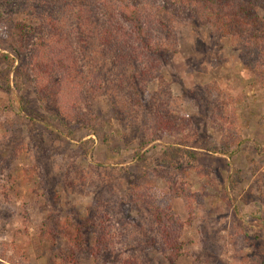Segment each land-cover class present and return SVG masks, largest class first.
Segmentation results:
<instances>
[{
  "label": "rangeland",
  "instance_id": "374dc122",
  "mask_svg": "<svg viewBox=\"0 0 264 264\" xmlns=\"http://www.w3.org/2000/svg\"><path fill=\"white\" fill-rule=\"evenodd\" d=\"M4 1L1 13L11 10L15 20L37 24L30 14H17V4L7 10ZM37 2L33 8L50 10L46 0ZM258 14L264 20V8ZM188 25L178 27L177 52L169 60L167 52L155 75L140 76L145 65L108 63L110 91L97 99L107 123L98 134L78 122L47 127L35 117L31 126L25 115L19 120L10 114L6 104L18 106L21 97L37 113L46 111L28 80L15 85L11 76V91L2 88L7 67L0 59V264H264V89L252 88L254 75L245 70L237 45L212 29ZM6 32L0 22V57L11 51ZM135 74L142 97L130 95L125 80ZM163 90L168 95L157 96ZM110 95L122 117L114 115ZM154 104L177 118L185 128L179 139L197 152V161L179 158L172 165L176 183L156 172L170 169L161 158L175 138L165 134L154 149L148 146V161L141 163L136 149L144 127L140 134L137 125L127 128L143 124ZM68 133L74 137L61 140ZM134 181L152 187L149 202L129 199L123 216L101 217L105 196L126 200ZM154 205L166 213V235ZM104 234L107 239H100Z\"/></svg>",
  "mask_w": 264,
  "mask_h": 264
},
{
  "label": "trees",
  "instance_id": "16d2710c",
  "mask_svg": "<svg viewBox=\"0 0 264 264\" xmlns=\"http://www.w3.org/2000/svg\"><path fill=\"white\" fill-rule=\"evenodd\" d=\"M25 1L5 0L3 5L9 10V6L17 4L19 10L16 13L30 14L29 20H35L37 24L19 18L15 20L11 10L10 15L0 12V22L7 26L4 39L11 48L10 52L2 53L0 59L7 67L2 88L11 91V76L15 85L28 80L46 111L45 115L37 113L24 97L19 99L18 106L9 100L6 104L9 113L19 120L25 115L31 126L35 125V117H39V121L47 127L52 122L67 127L65 123L71 121L85 124L86 129L95 134L103 131L107 121L101 118L97 110V99L108 96L110 91L108 63H113V67L145 65L147 71H139V75H155L161 61L166 60L167 52H170L168 60L171 54L177 52L178 27L185 22L189 28L212 29L221 38H227L237 45L245 70L254 75L252 88L255 91L264 89V20L258 14L259 9L264 8V0H53L50 3L46 0L50 10L42 7L41 11L40 7L33 8L40 6L37 0H28L31 6L22 9L21 4ZM84 32L88 34L86 37H83ZM2 40L0 38V42ZM83 55L85 57L82 59ZM87 59L91 64L89 66L85 62ZM139 75L125 80L127 84L129 82L130 95L142 97L144 91L137 81ZM115 88L118 89V84H115ZM159 95L168 94L163 90ZM109 97L114 115L120 116V103L115 96ZM155 106L152 112H148L143 124H127V128L128 125H137L140 134L141 126L144 127L141 128L142 136L136 149L137 153L140 152L137 161L141 163L148 161V146L154 149L155 143L165 134L175 138V142L165 146L161 158V164L170 169L156 171L158 176L173 181L172 165L179 158L197 161V152L190 145L191 142L179 139L185 128L177 118L167 108ZM138 114L139 111L136 116ZM185 123L189 124L190 121ZM67 137L73 138L74 133L62 134L60 138L63 140ZM90 143L93 141L84 142L83 146ZM103 143L110 146L111 137L104 135ZM18 147L22 148V145ZM116 170L123 173L122 168ZM108 172L113 178H119L113 171ZM151 192L149 185L140 186L134 181L126 191V200H111L105 196L104 203L107 204H103L101 217L122 215L127 211L129 199L134 203L149 202L148 193ZM152 210L157 224L166 235L169 223L163 219L165 211L156 205ZM104 235L100 239H107V234ZM69 237L73 241V234H69ZM96 247L91 248L90 252H96Z\"/></svg>",
  "mask_w": 264,
  "mask_h": 264
}]
</instances>
